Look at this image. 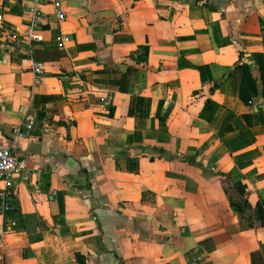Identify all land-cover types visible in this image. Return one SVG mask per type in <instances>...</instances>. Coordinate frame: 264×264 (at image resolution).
Wrapping results in <instances>:
<instances>
[{
    "label": "crops",
    "instance_id": "1",
    "mask_svg": "<svg viewBox=\"0 0 264 264\" xmlns=\"http://www.w3.org/2000/svg\"><path fill=\"white\" fill-rule=\"evenodd\" d=\"M32 2L0 0V26L25 29ZM43 9V82L0 41V147L31 171L12 178L18 212L0 209V264H264V101L240 98L264 0Z\"/></svg>",
    "mask_w": 264,
    "mask_h": 264
},
{
    "label": "built area",
    "instance_id": "2",
    "mask_svg": "<svg viewBox=\"0 0 264 264\" xmlns=\"http://www.w3.org/2000/svg\"><path fill=\"white\" fill-rule=\"evenodd\" d=\"M66 1L67 0H33L32 4L28 7V12L31 17L25 29L22 31H6L0 26V41L4 43L8 51L28 52L32 71L40 82H43L42 75L45 71V65L43 62L36 60L33 54L34 46L45 40L42 26L46 21V15L43 6L45 4H50L55 11L58 21L63 22L67 17L65 10ZM56 41L58 47L63 49L66 47L67 43L70 42V37L68 35H60ZM26 125L32 128L33 119L29 118ZM16 132L19 136L25 135V132L21 129H17ZM16 174L30 175L31 171L27 163L20 159L11 148L0 147V182H5L6 185V190L0 192V209L8 216L16 214L19 209L14 199L13 191L11 190L12 178ZM8 223L10 224L3 226L4 228L0 231V236L13 229L15 222L9 220Z\"/></svg>",
    "mask_w": 264,
    "mask_h": 264
},
{
    "label": "trees",
    "instance_id": "3",
    "mask_svg": "<svg viewBox=\"0 0 264 264\" xmlns=\"http://www.w3.org/2000/svg\"><path fill=\"white\" fill-rule=\"evenodd\" d=\"M146 54L148 52V48H145ZM255 63L258 66L260 76H256L251 68V66L247 63L242 64L243 68V78L240 86V98L241 100L248 106L254 104V99L257 94L262 95V100L264 101V52H257L254 54ZM260 80V82H259ZM259 83L262 84L261 89L259 88ZM245 119L248 123H252V115L245 114ZM260 120L262 125L264 126V112L260 111ZM239 186V185H237ZM259 216H264V210L262 206L259 204ZM77 258V257H76ZM79 263L81 264V258H77Z\"/></svg>",
    "mask_w": 264,
    "mask_h": 264
},
{
    "label": "water",
    "instance_id": "4",
    "mask_svg": "<svg viewBox=\"0 0 264 264\" xmlns=\"http://www.w3.org/2000/svg\"><path fill=\"white\" fill-rule=\"evenodd\" d=\"M264 107V106H263Z\"/></svg>",
    "mask_w": 264,
    "mask_h": 264
}]
</instances>
